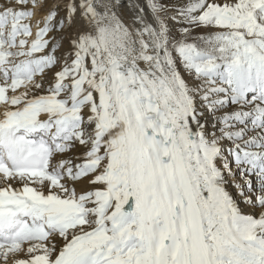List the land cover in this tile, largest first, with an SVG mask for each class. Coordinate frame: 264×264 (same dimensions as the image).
Wrapping results in <instances>:
<instances>
[{"label":"snow or ice","instance_id":"snow-or-ice-1","mask_svg":"<svg viewBox=\"0 0 264 264\" xmlns=\"http://www.w3.org/2000/svg\"><path fill=\"white\" fill-rule=\"evenodd\" d=\"M0 264H264V0H0Z\"/></svg>","mask_w":264,"mask_h":264},{"label":"bare ground","instance_id":"bare-ground-1","mask_svg":"<svg viewBox=\"0 0 264 264\" xmlns=\"http://www.w3.org/2000/svg\"><path fill=\"white\" fill-rule=\"evenodd\" d=\"M141 2H143V0H141ZM125 3L127 4L128 3V0H125Z\"/></svg>","mask_w":264,"mask_h":264}]
</instances>
